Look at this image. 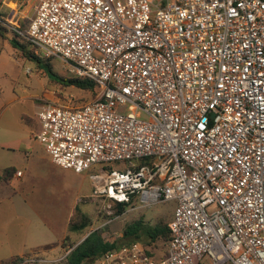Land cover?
<instances>
[{
  "label": "built area",
  "instance_id": "built-area-1",
  "mask_svg": "<svg viewBox=\"0 0 264 264\" xmlns=\"http://www.w3.org/2000/svg\"><path fill=\"white\" fill-rule=\"evenodd\" d=\"M28 2L26 30L12 9L0 22L98 86L42 98L34 136L52 162L98 166L109 209L177 202L163 258L136 241L99 264H264V0Z\"/></svg>",
  "mask_w": 264,
  "mask_h": 264
},
{
  "label": "rangeland",
  "instance_id": "rangeland-1",
  "mask_svg": "<svg viewBox=\"0 0 264 264\" xmlns=\"http://www.w3.org/2000/svg\"><path fill=\"white\" fill-rule=\"evenodd\" d=\"M28 1L0 0L2 11H18L22 30L27 29L34 14ZM4 36L9 39L3 42L0 37V172L14 167L24 175L13 177L10 182L0 180V260L43 254L45 251L37 248L45 244H53L47 257H61L64 251L60 243L66 236L70 243L80 241L86 234L69 229V220L76 213V207L92 219L86 232L99 229L110 239L121 236L126 224L139 218L150 225L172 219L177 206L175 200L145 206L138 204L116 214L113 206L109 209L93 193L90 174L98 166L78 173L52 162L45 147L34 136L38 129L32 130L22 124L20 116L24 113L35 115L46 96L65 98L73 93L75 102L82 103L96 94L58 81V76H76L67 62L59 57L37 54L22 37H18V41L26 45V49L15 46L11 31ZM214 209V206L208 208L209 211ZM78 218L79 214L74 219ZM151 247L158 258L165 251L166 242L160 238ZM60 261L50 264H60Z\"/></svg>",
  "mask_w": 264,
  "mask_h": 264
},
{
  "label": "trees",
  "instance_id": "trees-1",
  "mask_svg": "<svg viewBox=\"0 0 264 264\" xmlns=\"http://www.w3.org/2000/svg\"><path fill=\"white\" fill-rule=\"evenodd\" d=\"M12 32L13 36L11 41L15 46L21 47L23 50L26 49V45L21 44L18 41V37H22L25 40L24 36L19 34L17 31L10 29L9 27L3 25L0 22V35L4 36L7 32ZM28 41V40H27ZM29 54L33 57L34 54L30 51ZM26 52V51H25ZM49 68L51 69V64L48 62ZM58 81L63 85H74L81 89L92 90L95 94L98 91L97 84L86 77L74 76V77H57ZM20 122L35 130L38 128V120L36 116L24 113L20 116ZM16 169L14 167H7L0 173V180L10 182L12 180ZM113 208L115 209L116 214L124 213L129 204L127 203H113ZM77 214H79L78 219H74ZM173 217V216H172ZM171 219L167 222H158L155 225L147 224L143 221V219L139 218L134 221H131L126 224L123 229L122 235L117 238H107L105 237L99 229L91 230L86 232V228H88L91 223V217L84 211H82L79 207H76V213L72 216L69 222V228L72 232L78 233H86L84 235V239L78 242H70L67 243L68 236H66L61 244L64 248L67 249L66 256L60 261V264H95V262L103 257L108 252L119 249L125 245L132 244L133 242L139 241L145 247V251L148 255L155 257V251L151 246L157 242L158 239H163L166 242V249L158 257V259L163 258L168 252V242L171 238V229L169 226ZM49 249L50 247H46ZM46 249V250H47ZM24 259V256H16L11 258L9 261H3V264H19Z\"/></svg>",
  "mask_w": 264,
  "mask_h": 264
},
{
  "label": "crops",
  "instance_id": "crops-1",
  "mask_svg": "<svg viewBox=\"0 0 264 264\" xmlns=\"http://www.w3.org/2000/svg\"><path fill=\"white\" fill-rule=\"evenodd\" d=\"M5 2H6V0H4ZM14 1V0H13ZM20 0H15V2L17 3V2H19ZM23 21V20H22ZM24 22V21H23ZM22 25V24H21ZM6 34V33H5ZM9 35V34H8ZM0 37L2 38V40H3V42H5V40H7V39H9L8 37H5V36H2V35H0ZM38 111V110H37ZM35 115H36V113H35ZM34 115V116H35ZM2 145H6V144H2ZM20 145V144H19ZM17 171H21L22 172V174L21 175H19V176H23L24 175V172L22 171V170H20V169H18V170H16V173H17ZM1 173V172H0ZM15 173V175L13 176V177H18V175ZM11 181V180H10ZM70 220H71V218H70ZM70 220H69V222H70ZM70 229V228H69ZM61 244V243H60ZM46 247H50L49 249H47ZM61 247L63 248V255L61 256V257H64L66 254H67V249L69 248V246H68V248L66 247V248H64L63 246H62V244H61ZM53 249V244H45V245H42V246H40V247H38L37 249L38 250H44L45 252L43 253L44 255H46L47 256V254L49 253L48 251H50V249ZM47 249V250H46ZM70 249V248H69ZM68 249V250H69ZM13 257H16V256H12L11 258H13ZM61 257H56V256H51V257H49V258H52V259H57V258H61ZM11 258H9V259H7V260H0V264H3L2 262L3 261H9ZM98 263V260L95 262V264H97Z\"/></svg>",
  "mask_w": 264,
  "mask_h": 264
},
{
  "label": "water",
  "instance_id": "water-1",
  "mask_svg": "<svg viewBox=\"0 0 264 264\" xmlns=\"http://www.w3.org/2000/svg\"><path fill=\"white\" fill-rule=\"evenodd\" d=\"M84 238H85V237H83L81 240H83ZM81 240H80V241H81Z\"/></svg>",
  "mask_w": 264,
  "mask_h": 264
}]
</instances>
